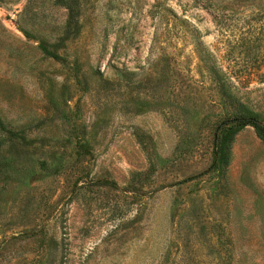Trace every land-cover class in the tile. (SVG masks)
I'll return each instance as SVG.
<instances>
[{"label": "rangeland", "instance_id": "374dc122", "mask_svg": "<svg viewBox=\"0 0 264 264\" xmlns=\"http://www.w3.org/2000/svg\"><path fill=\"white\" fill-rule=\"evenodd\" d=\"M77 3L58 41L63 6L0 0V118L26 125L0 146V264H264V144L246 125L211 167L227 109L194 44L262 119L264 78L234 69L264 56L229 55L200 0Z\"/></svg>", "mask_w": 264, "mask_h": 264}, {"label": "trees", "instance_id": "16d2710c", "mask_svg": "<svg viewBox=\"0 0 264 264\" xmlns=\"http://www.w3.org/2000/svg\"><path fill=\"white\" fill-rule=\"evenodd\" d=\"M226 2V3H225ZM54 4L63 6L66 10V17L63 23L62 34L58 41L69 36L77 22V0H53ZM201 7L214 12L212 19L216 30L221 34L231 35L227 41V52L239 54L240 56H264V0H200ZM234 6L243 11V18H247L244 24L232 22L230 14L234 11ZM54 46V44H52ZM57 45V44H56ZM49 44L45 41H38L37 47L48 57L57 58L58 55L49 49ZM198 62H202L203 68L214 77L216 93L220 98L221 105L227 109V113L216 124V131L211 136V167L225 166L228 162V147L233 135L242 127L251 126L255 136L264 144V119L259 114L249 110L244 106L230 90L228 75L222 73L219 67L209 62L208 55L202 54L196 44H194ZM235 78L240 84L249 83L250 80L261 82L264 78V62L250 60L236 64L234 69ZM26 125L11 127L0 118V146L5 142H13L23 137ZM146 153L148 168L143 172L131 173V178L141 176L140 178L149 180L154 172V162L150 154ZM39 165L44 168V161Z\"/></svg>", "mask_w": 264, "mask_h": 264}]
</instances>
